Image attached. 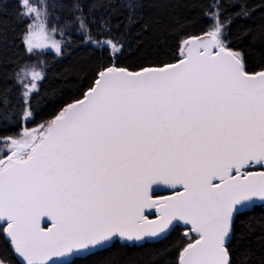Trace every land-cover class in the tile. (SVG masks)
Returning <instances> with one entry per match:
<instances>
[{
	"label": "snow or ice",
	"instance_id": "obj_1",
	"mask_svg": "<svg viewBox=\"0 0 264 264\" xmlns=\"http://www.w3.org/2000/svg\"><path fill=\"white\" fill-rule=\"evenodd\" d=\"M71 3L72 18L61 23L56 16L49 28L60 0H19L18 16L33 21L22 33L30 56L47 49L63 56L73 26L82 43L108 48L113 57L123 52V33L111 35L109 19L101 17L93 35L92 13L122 4L127 30L138 22L140 0H90L87 14L80 0ZM255 11L241 0H212L205 11L212 26L180 42L177 62L136 71L103 67L83 98L46 126L0 137L11 152L0 159V232L21 264H63L54 258L87 257L117 241L159 240L176 222L198 235L177 264H232L237 221L264 211V69L247 71L226 29ZM40 63L39 70L20 64L13 73L24 118L46 78ZM8 103L0 94V106ZM256 166L261 170L252 171ZM160 185L182 191L153 199ZM145 209L158 218L149 219ZM43 217L52 227L40 226ZM256 230L251 218L241 221L239 240ZM253 255L245 249L241 264ZM0 264H10L8 257L0 254Z\"/></svg>",
	"mask_w": 264,
	"mask_h": 264
},
{
	"label": "trees",
	"instance_id": "obj_2",
	"mask_svg": "<svg viewBox=\"0 0 264 264\" xmlns=\"http://www.w3.org/2000/svg\"><path fill=\"white\" fill-rule=\"evenodd\" d=\"M38 2V0H31ZM84 11L88 13L90 0H80ZM212 0H140L138 22L125 30L127 9L122 4L109 12L101 10L92 13L96 18L93 35L100 18L110 20L111 35L123 33L124 50L118 56H111L108 48H100L81 42L76 27L71 29L72 39L63 56H55L43 51L40 56H30L22 43V33L29 24L28 18H20L19 0H0V94L7 93V107L0 106V137H17L24 130L40 128L45 125L66 104L80 98L96 78L103 67H123L138 70L140 66L161 65L177 60L178 45L183 39L205 33L213 21L205 15ZM225 5L231 0H223ZM256 11L248 19H234L226 31L230 47L242 51L246 57L247 71L253 73L264 69V36L260 35L264 26V8L262 0H241ZM61 8L53 12L48 27L59 16L61 23L72 18L71 0H60ZM232 9H228L231 12ZM119 24L117 28L116 25ZM251 30L250 34H245ZM58 39L60 35L55 34ZM108 35V34H105ZM67 39V37H64ZM46 69V78L38 82L39 92L33 94L29 110L32 115L24 118L25 105L22 103L19 84L15 83L14 71L18 65L35 62L37 67ZM4 144L0 143V148ZM252 219L256 232L245 240H239L241 221ZM264 211L259 208L242 216L237 221V235L233 238L230 251L232 264H241L245 249L254 254L248 264H264ZM191 239L184 236L181 229L175 227L162 240L144 243L139 246L112 247L98 251L94 255L75 258L67 264H177L180 250ZM0 254L8 257L10 264H19L9 248L3 233L0 232Z\"/></svg>",
	"mask_w": 264,
	"mask_h": 264
},
{
	"label": "water",
	"instance_id": "obj_3",
	"mask_svg": "<svg viewBox=\"0 0 264 264\" xmlns=\"http://www.w3.org/2000/svg\"><path fill=\"white\" fill-rule=\"evenodd\" d=\"M203 34V33H202ZM202 34H199V35H196V36H201ZM196 36H190V37H196ZM189 38V37H188ZM187 39V38H186ZM180 57L178 56V58H177V60L176 61H174V62H172V63H175V62H177L178 61V59H179ZM139 70V69H138ZM130 71H132V70H130ZM133 71H136V70H133ZM258 71H260V70H258ZM258 71H255V72H258ZM254 73V72H253ZM88 90V89H87ZM87 90H85L84 92H83V94H82V96L80 97V98H78V99H82L83 98V95H84V93L87 91ZM78 99H76V100H78ZM75 100H73V101H71L70 103H68V104H71V103H73ZM68 104H66L64 107H66ZM63 107V108H64ZM62 108V109H63ZM61 109V110H62ZM60 110V111H61ZM59 111V112H60ZM59 112L57 113V114H55L49 121H51L52 119H54L55 118V116L56 115H58L59 114ZM48 121V122H49ZM45 126H46V124H45ZM38 129H40V128H38V127H36V128H32V129H30L29 131H31V130H38ZM14 138V137H13ZM15 138H18V137H15ZM0 143H2V144H4L3 142H0ZM5 145V144H4ZM4 151H5V155H3L0 159H5L6 160V157H7V155H10L11 154V152H10V148L9 147H4V149H3ZM252 171H260L261 169L258 167V166H256V167H253L252 169H251ZM154 188L156 187L155 185L153 186ZM182 191V188L181 189H171V188H169V187H167V186H164V185H160L159 186V189H156V192H154L152 195H153V199H159V198H162V197H168V196H174L175 195V193H176V191ZM145 215L149 218V219H157L158 218V216H159V213L158 212H156V210L155 209H145ZM177 223V226L176 227H180V228H182V229H185V230H188L191 234H193L194 236H195V239H198V235L196 234V233H193L190 229H191V226L190 225H184L183 224V222H176ZM40 226L42 227V228H44L45 230L47 229V228H50V227H52V221L48 218V217H43L42 219H41V222H40ZM170 233V232H169ZM168 233V234H169ZM167 234V235H168ZM166 235V236H167ZM4 236V235H3ZM165 238V237H164ZM164 238H162V239H164ZM162 239H159V240H157V239H151V240H148L147 238L145 239V242H137V243H131V242H128V243H121L120 241H118V243L119 244H123V245H127V246H133V245H135V246H139V245H142V244H144V243H155V242H158V241H160V240H162ZM195 239L194 240H192V241H190L189 243H193L194 241H195ZM7 242H8V245H9V248H10V250L12 251V248H11V246H10V244H9V241H8V239H5ZM188 244V243H187ZM187 244L186 245H184L183 246V248L184 247H186L187 246ZM182 248V249H183ZM182 249L180 250V252L182 251ZM179 252V253H180ZM13 253V252H12ZM14 255V254H13ZM14 257L16 258V260L18 261V263L19 264H21V260H22V258H19L18 256H16V255H14ZM178 257H179V254H178ZM75 258H77V257H67V258H64V257H56V258H54V259H56V260H58V261H62L63 262V264H67V263H70L73 259H75ZM80 258H84V257H80ZM177 260H178V258H177Z\"/></svg>",
	"mask_w": 264,
	"mask_h": 264
},
{
	"label": "rangeland",
	"instance_id": "obj_4",
	"mask_svg": "<svg viewBox=\"0 0 264 264\" xmlns=\"http://www.w3.org/2000/svg\"><path fill=\"white\" fill-rule=\"evenodd\" d=\"M29 20V24L30 23H33V21L31 20V19H28ZM39 21H37V23H38ZM50 35L52 36V38L53 39H56V40H60V39H58L57 37H56V35L55 34H53V33H50ZM39 51V50H38ZM43 51H50V52H52L55 56H59V55H57L56 53H55V50L54 49H47V50H43ZM44 60L45 59H42V61L44 62ZM29 66H31V65H35L36 67H37V65H36V63L35 62H31V63H29L28 64ZM40 69V67H37V70H39ZM20 136V135H19ZM19 136H17V137H19ZM15 138V137H14ZM4 147H5V145H3L1 148H0V158L3 156V155H5V151L3 150L4 149ZM4 153V154H3ZM189 239V238H188Z\"/></svg>",
	"mask_w": 264,
	"mask_h": 264
},
{
	"label": "flooded vegetation",
	"instance_id": "obj_5",
	"mask_svg": "<svg viewBox=\"0 0 264 264\" xmlns=\"http://www.w3.org/2000/svg\"><path fill=\"white\" fill-rule=\"evenodd\" d=\"M178 228H180V227H178ZM180 229H181L182 234L184 236H187L189 239H191V241L195 239V236L193 234H191L188 230H185V229H182V228H180ZM119 246L122 247V248L127 247V245H123V244L121 245V244H119L118 241L112 247H119Z\"/></svg>",
	"mask_w": 264,
	"mask_h": 264
}]
</instances>
